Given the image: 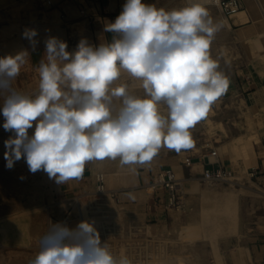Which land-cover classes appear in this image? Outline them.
Here are the masks:
<instances>
[{"label":"clouds","instance_id":"clouds-1","mask_svg":"<svg viewBox=\"0 0 264 264\" xmlns=\"http://www.w3.org/2000/svg\"><path fill=\"white\" fill-rule=\"evenodd\" d=\"M220 27L201 0L171 10L126 0L104 29L112 34L109 42L81 39L69 52L62 40L45 41L34 94L12 87L30 59L27 50L0 57L3 128L13 133L4 142L6 167L24 158L31 173L42 170L65 185L82 179L92 161L119 160L135 171L162 147L191 149L190 129L229 87L210 55ZM37 34L23 33L33 48ZM29 264L133 262L113 255L94 223L81 221L74 229L50 225Z\"/></svg>","mask_w":264,"mask_h":264},{"label":"crops","instance_id":"crops-1","mask_svg":"<svg viewBox=\"0 0 264 264\" xmlns=\"http://www.w3.org/2000/svg\"><path fill=\"white\" fill-rule=\"evenodd\" d=\"M176 1L166 10L187 4L183 0ZM125 2L126 0H54L52 7H46L36 0L32 5V10L34 9L32 14L28 15L31 17H27L26 26V29H34L38 33L34 38L37 41L34 48L29 40L25 43L29 51V64L38 66L45 55V41L49 37L66 42L69 52L76 50L81 39H87L94 46L109 42L112 34L106 33L104 29L107 24L115 21ZM201 2L207 7L214 22L221 25L210 45V55L219 64V70L228 78L229 87L212 104L205 118L190 129L194 142L191 149L179 153L170 149L161 150L150 163L139 165L137 173L140 174H133L130 183L123 184L120 181L115 186L109 185L107 190L114 193V202L122 210L121 219H125L126 222L135 221L142 235L155 237L154 251L160 250L156 237L160 240L163 235L174 236L179 231L170 228L169 223L182 219L193 220L194 213L171 211L170 207H167V189L155 184L154 181L150 182L148 173H155L162 168H172L180 182H183V186L191 189L190 192L205 187L202 183L205 167L220 166L228 172L239 171L245 167L246 171L262 173L261 176L264 177V51L257 48L250 54H231L226 52L225 47L227 41L232 38L234 45H243L245 40L253 42L252 35L248 33H251V30L258 33L259 27H264V24H260V15L254 14V11L245 4V0L241 8L228 15L213 2L205 0ZM262 22L264 23V19ZM238 28H243L245 32L249 29L247 35L243 37L237 35ZM212 150H215V154H211ZM186 157L191 159L190 164L185 163ZM122 170L123 168L120 171ZM131 176L132 174L129 175ZM253 183V186L264 188V178ZM96 184L95 178L91 176L89 164L86 165L82 179L71 180L65 185L60 184L66 193H73L69 204L74 202L78 205L80 221L93 222L96 218L92 213L84 215L81 212L85 198L94 195ZM128 193H132L135 199H130ZM92 198L87 200L92 203ZM245 199L246 197L239 195L237 200L245 204L247 203ZM204 201L202 196L195 201L194 198L187 199L186 203L189 206L198 204L201 208L198 209L196 216L202 218ZM260 203L263 204L264 201L260 200ZM70 212L67 208L64 220L69 228L68 220L77 219L76 212ZM259 214L264 220L262 208ZM243 215V218L235 222L231 231L225 230L218 239L221 251L224 252L223 262L264 264V223L254 222L257 218L252 215L257 216V212L248 216L244 210ZM119 216L116 215V218H120ZM188 242L184 244L182 242L180 245V242L175 244L173 241L166 251L172 256L177 250L189 253L186 248L189 247L186 246ZM182 251L180 253H183Z\"/></svg>","mask_w":264,"mask_h":264},{"label":"rangeland","instance_id":"rangeland-1","mask_svg":"<svg viewBox=\"0 0 264 264\" xmlns=\"http://www.w3.org/2000/svg\"><path fill=\"white\" fill-rule=\"evenodd\" d=\"M37 1L46 7H52L54 0ZM205 1L215 3L226 15L229 14L222 3L226 0ZM237 1L239 9L244 0ZM35 2L36 0H0V57L15 55L22 50L29 52L25 47L28 39L23 37V33L28 23L27 17H31L28 15L32 14L34 10L32 5ZM144 2L154 4L157 8L168 9L177 1L144 0ZM183 2L186 4L189 0H183ZM245 2L254 14L260 15V24H264L262 22L264 0H245ZM248 30L245 32L243 28H238L237 35L243 37L247 35ZM250 32L248 34L252 35L253 42L249 40V43L245 40L243 45H234V38H232L229 40L230 43L227 41L226 52L245 55L255 52L257 48L264 51V27H259L258 33H253L252 30ZM36 69L37 67L29 64L28 61L21 68L20 74L12 81V87L23 93H36L39 85ZM136 91L142 94V90L138 87ZM3 100L4 96L0 95V264H29L40 251L41 238L46 234L49 226L65 224L67 208L71 211L70 213L76 212L77 219L68 220L71 229H74L81 221L77 213L78 205L74 202L69 204L73 193H66L60 184L48 177L47 173L42 170L31 173L24 158L15 162L11 169L6 167L4 142L13 133L3 128L5 122L2 115ZM34 127L35 124L32 129H29L30 135L34 132ZM166 149L168 148L162 147L160 151ZM88 164L91 168V176L95 178L97 184L94 195L83 200L85 205L81 212L84 215L92 213L96 217L93 220L94 227L99 232L101 242L107 243L113 255L117 257L126 255L133 264H224V252L221 251L218 239L225 230L231 231L239 218H243L244 210L248 216L250 213L257 212V216L252 215L257 218L254 222L264 223L263 216L259 214L261 208L264 211V203H260V200L264 201V188L253 186L255 180L264 178L261 176L262 173L246 171L247 168L244 167L239 171L232 170L225 177L218 179H206L202 175V183L205 187L195 189L193 192L183 186V182L178 179L172 201L169 200L170 193H167V207H170L171 211L193 212L194 218L169 223L170 228L179 231L174 236L163 235L160 240L156 237L160 250L154 251L155 237L142 235L135 221L126 222L125 219H121L122 210L114 202V193L107 191L109 185L115 186L120 181L123 184L130 183V179H133L135 174H140L137 173L140 166H135L136 170L132 171L128 166L122 167L119 160L107 159L92 161ZM122 168L123 170L120 171ZM161 170L163 168L155 173H148L150 182L160 181L161 176L158 174ZM131 174L132 178L129 177ZM239 195L246 197L244 201L247 203H239L237 200ZM202 196L205 199L203 216L198 218L196 213L201 207L198 204L189 206L186 202L187 199L194 198L195 201ZM186 197L189 198L186 199ZM90 198L93 199L92 203L87 200ZM116 215L120 218H116ZM58 216L61 218L59 219ZM173 241L175 244L180 242V245L182 242L184 244L189 241L186 245L189 247L185 246L189 253L182 250L183 253H180L181 251L177 250L172 256L166 249ZM185 247H183L184 250Z\"/></svg>","mask_w":264,"mask_h":264},{"label":"built area","instance_id":"built-area-1","mask_svg":"<svg viewBox=\"0 0 264 264\" xmlns=\"http://www.w3.org/2000/svg\"><path fill=\"white\" fill-rule=\"evenodd\" d=\"M222 3L224 4L226 12L228 13L235 12L239 7L237 0H226V1H222ZM211 154H215V150H212ZM185 163L190 164L191 159L189 157H186ZM227 173L228 171L220 166L215 168L205 167L203 169V177H205L206 179H218L221 177L223 178L226 176ZM159 175L161 176L162 179L160 181L154 180V182L155 184H161L164 187H166L168 193H170L169 200L172 201L174 196V189L178 184L179 177H177L176 171L172 168H165L161 170L158 176Z\"/></svg>","mask_w":264,"mask_h":264},{"label":"bare ground","instance_id":"bare-ground-1","mask_svg":"<svg viewBox=\"0 0 264 264\" xmlns=\"http://www.w3.org/2000/svg\"><path fill=\"white\" fill-rule=\"evenodd\" d=\"M213 1H216V0H213ZM222 178V177H221ZM228 178V177H227ZM162 178L160 177V180H161Z\"/></svg>","mask_w":264,"mask_h":264}]
</instances>
